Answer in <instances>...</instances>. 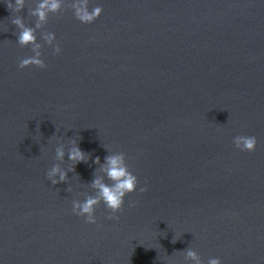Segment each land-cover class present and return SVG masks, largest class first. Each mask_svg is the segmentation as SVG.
I'll return each mask as SVG.
<instances>
[{
    "label": "water",
    "instance_id": "1",
    "mask_svg": "<svg viewBox=\"0 0 264 264\" xmlns=\"http://www.w3.org/2000/svg\"><path fill=\"white\" fill-rule=\"evenodd\" d=\"M41 2L0 0V264H264V0ZM121 153L137 190L90 224L74 204Z\"/></svg>",
    "mask_w": 264,
    "mask_h": 264
},
{
    "label": "clouds",
    "instance_id": "2",
    "mask_svg": "<svg viewBox=\"0 0 264 264\" xmlns=\"http://www.w3.org/2000/svg\"><path fill=\"white\" fill-rule=\"evenodd\" d=\"M25 0H8L9 9L19 11L23 8ZM61 7V0H42L38 8L35 10L34 15H37L40 20L46 18V13L48 11H56ZM103 13V7H95L89 11L87 6V0H80L76 4V15L78 19L83 23H92L97 20ZM14 23L19 25L22 29L19 35V41L21 44H27L35 41L34 30L24 26L20 18L15 19ZM51 40V37H49ZM37 47H39L37 45ZM61 49L58 47L57 52L59 53ZM39 53H37L36 58H25L20 61V67L24 68L35 64L41 68L46 67L44 62L40 60ZM234 143L237 148L246 151H254L257 146V138L255 136L239 135L234 139ZM58 156L63 157V149L58 150ZM69 159L74 162H82L85 160V152L80 149L78 146L73 147L69 152ZM107 167L106 172L108 177L114 181L112 185H108L100 179H96L93 183L94 186L98 189V196L89 197L83 202H76L73 207V211L82 217H86V221L90 224H95V207L102 199L106 204L107 208L111 210L109 213V219H118L115 215L120 212L125 204V197L132 192L137 190L138 179L137 177L128 170V167L125 163L124 155L114 154L106 157ZM97 163H99V158H97ZM59 174L60 181H63L66 178V173L62 171L59 166L54 167L49 172V178L52 179V182L58 183L54 177L56 174ZM146 188H141L140 191H146ZM188 256L193 260L197 261L199 264V258L195 251H189ZM209 264H222L219 258H212L209 261Z\"/></svg>",
    "mask_w": 264,
    "mask_h": 264
}]
</instances>
